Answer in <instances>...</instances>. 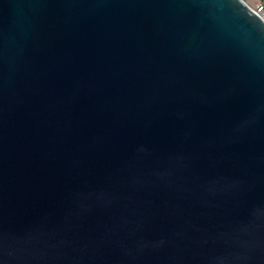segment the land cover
<instances>
[{
  "label": "water",
  "instance_id": "95a60500",
  "mask_svg": "<svg viewBox=\"0 0 264 264\" xmlns=\"http://www.w3.org/2000/svg\"><path fill=\"white\" fill-rule=\"evenodd\" d=\"M0 264H264L246 2L0 0Z\"/></svg>",
  "mask_w": 264,
  "mask_h": 264
},
{
  "label": "built area",
  "instance_id": "2783aa9c",
  "mask_svg": "<svg viewBox=\"0 0 264 264\" xmlns=\"http://www.w3.org/2000/svg\"><path fill=\"white\" fill-rule=\"evenodd\" d=\"M246 2V5L264 21V2L260 0H241Z\"/></svg>",
  "mask_w": 264,
  "mask_h": 264
},
{
  "label": "crops",
  "instance_id": "0c3cea01",
  "mask_svg": "<svg viewBox=\"0 0 264 264\" xmlns=\"http://www.w3.org/2000/svg\"><path fill=\"white\" fill-rule=\"evenodd\" d=\"M261 2H264V0H260Z\"/></svg>",
  "mask_w": 264,
  "mask_h": 264
}]
</instances>
